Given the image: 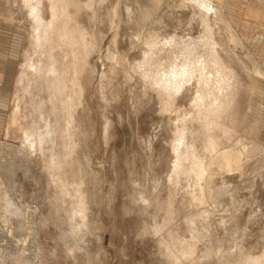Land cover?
Segmentation results:
<instances>
[{"label":"rangeland","instance_id":"374dc122","mask_svg":"<svg viewBox=\"0 0 264 264\" xmlns=\"http://www.w3.org/2000/svg\"><path fill=\"white\" fill-rule=\"evenodd\" d=\"M229 1L226 15L254 66L231 54L219 19L212 16L207 26L180 0H96L95 16L92 10L74 13L94 43L75 113L86 205L81 222L72 218L74 187L60 202L57 184L50 181L55 172L46 168L43 156L26 153L20 134L7 132L31 22L23 0H0V264H178L166 244L179 255L194 234L188 218L202 209L207 215L196 219L197 253L179 264H246L248 257L264 264V120L255 136L240 138L250 103L255 100V109L264 112V0ZM44 7L49 20L48 2ZM146 10L149 21L141 18ZM247 26L249 39L243 34ZM149 28L160 32L161 48L146 55ZM213 53L235 71L224 76L230 71L222 66L214 75L237 87L240 104L230 116L236 121L196 123L178 155L176 123L193 113V96L185 90L164 110L154 88L156 75L168 76L177 60L191 70ZM139 70L153 77L144 78ZM23 100L24 123L31 125L30 96ZM210 135L220 148L235 146L238 137L245 140L243 168L221 174L212 166L211 197L204 204L190 203L188 192L198 186L178 170L193 153L210 159L205 153ZM157 227L161 230L155 232Z\"/></svg>","mask_w":264,"mask_h":264},{"label":"bare ground","instance_id":"6f19581e","mask_svg":"<svg viewBox=\"0 0 264 264\" xmlns=\"http://www.w3.org/2000/svg\"><path fill=\"white\" fill-rule=\"evenodd\" d=\"M162 1L156 0V3L161 4ZM23 2L27 8L31 30L28 32V48L25 51V60L17 83L16 101L10 114L7 132L20 134L19 138L26 153L32 156H43L46 168L55 172L52 173L50 181L57 184L60 202H65L66 198L72 195L70 186L74 187L76 198L73 200L72 218L79 216L82 219L81 222H84L85 196L82 189L83 181L78 173L79 159L76 155L80 124L75 113L82 104L81 97L84 91L81 81L82 74L88 65V58L94 49V43L89 38L90 35L88 36V29L77 20L74 13L78 15L81 12L92 10L95 16L96 0H23ZM46 2H48L51 15L49 20L44 16ZM180 6L192 8L201 15L207 26L211 24L212 16L219 19L224 28L227 47L234 58L239 60L246 58L252 62L253 66L255 65L254 58L239 32L226 15L227 2L221 4L216 0H180ZM141 18L143 21H149L152 17L146 10ZM159 39L160 32L150 28L147 30L146 55L150 54L153 48L157 51L161 48ZM209 42L214 47L218 44L215 40ZM237 48H240L242 52L239 53ZM179 61L181 60H177L171 66V73L168 76L164 75L163 78H159L157 73L154 83L155 90L160 93L162 105H166L164 110H167L176 95L185 90H190L193 96V113L188 117H182L176 123L177 136L174 150L178 155L183 153L186 136L193 132L196 123L211 125L228 118H231L234 123L236 118L230 116L235 113L236 109L238 111L240 104L237 99V87L224 77L232 73L235 75V71L225 66L219 53H213L210 57L201 59L199 64L191 70L186 68L183 60ZM222 66L230 73L224 76L214 75V70ZM139 72L144 78L153 77L149 71L139 70ZM260 73V71L254 73L257 78V89L260 87ZM189 85L192 87L189 88ZM27 96H30L32 107L30 110L32 111L31 125L24 123L26 115L23 113V99ZM254 103L255 100L250 103L249 116L242 125L243 134L240 138L250 133L251 136H255L257 128L264 120V112L257 111ZM41 121L44 125H41ZM240 130V128L235 129L238 136ZM240 138H237L235 146L220 148L219 141L210 135L205 151L211 156L210 159L207 160L205 155L198 156L193 153L189 162L179 168V173L191 178V181L193 178L198 186L196 190L192 187L195 191L192 195L188 192L191 197L190 203L204 204L211 197L212 166L215 172L221 174L242 170L244 164L242 144L245 140ZM175 181L176 179L173 180ZM9 206L6 204V207L9 208ZM206 215L207 211L202 209L188 218L189 229L194 234L190 240H186L179 255L170 245L163 243L166 244L169 255L176 263L179 264L182 258L184 261L186 258L191 259L197 251L196 219L205 218ZM152 229L155 232L161 230L160 227ZM0 260H3L1 256ZM246 260L248 262L246 264L261 263V258L257 257H248Z\"/></svg>","mask_w":264,"mask_h":264},{"label":"crops","instance_id":"0c3cea01","mask_svg":"<svg viewBox=\"0 0 264 264\" xmlns=\"http://www.w3.org/2000/svg\"><path fill=\"white\" fill-rule=\"evenodd\" d=\"M223 2H227V7H228L227 9H229L230 1L229 0H225ZM243 34H245L248 37V39H249L251 37V35H252L251 28L249 26H247V28H243Z\"/></svg>","mask_w":264,"mask_h":264}]
</instances>
